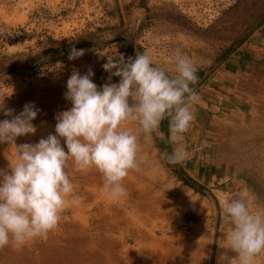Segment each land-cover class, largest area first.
<instances>
[{
  "label": "rangeland",
  "instance_id": "374dc122",
  "mask_svg": "<svg viewBox=\"0 0 264 264\" xmlns=\"http://www.w3.org/2000/svg\"><path fill=\"white\" fill-rule=\"evenodd\" d=\"M73 47L85 55L70 61ZM259 47L264 50V0H0V103L5 99L16 114L27 103L40 110L33 122L36 134L18 138V145L56 134V115L71 108L64 93L74 69L83 75L91 68L93 82L102 86L109 76L103 64L119 53L127 61L148 52L156 65L173 73L180 48L198 68L195 89L201 93L183 142L188 160L174 166L163 158L172 150L165 120L164 135L143 145L146 162L126 179V198L110 199L97 171L70 167L79 202L69 204L46 241L0 250V264H220L221 256L226 264L235 259L221 204L244 190L252 210L264 214V98L212 117L210 81H224L233 54L246 78L263 74ZM6 118L0 113V121ZM130 127L141 135L137 124ZM14 154V148L0 144V169ZM257 264H264V256Z\"/></svg>",
  "mask_w": 264,
  "mask_h": 264
},
{
  "label": "clouds",
  "instance_id": "9594fccd",
  "mask_svg": "<svg viewBox=\"0 0 264 264\" xmlns=\"http://www.w3.org/2000/svg\"><path fill=\"white\" fill-rule=\"evenodd\" d=\"M84 55V49L73 47L68 59ZM103 69L109 76L102 86L93 82L91 68L83 75L73 70L64 93L71 108L56 115V134L38 143L17 144L18 138L37 132L36 105L27 103L16 114L5 107V99L0 103V113L7 117L0 121V144L15 149L8 167L0 169V250L46 241L58 229L69 204L79 202L70 167L85 174L97 171L110 199L126 198L125 181L142 170L143 145L164 135L165 120L172 150L162 153L163 158L174 166L190 158L183 142L201 99L195 89L199 80L195 62L177 48L173 73L156 65L148 52H137L127 61L120 53L118 58L107 57ZM112 77L120 78L119 83ZM132 124L139 126L140 136ZM221 207L229 225L225 239L237 254L226 264H257L264 256V214L252 210L244 190L222 201ZM222 260L223 256L220 264Z\"/></svg>",
  "mask_w": 264,
  "mask_h": 264
},
{
  "label": "crops",
  "instance_id": "0c3cea01",
  "mask_svg": "<svg viewBox=\"0 0 264 264\" xmlns=\"http://www.w3.org/2000/svg\"><path fill=\"white\" fill-rule=\"evenodd\" d=\"M258 49L264 53L262 48L259 47ZM233 55L227 61L226 71L222 73L224 75V81H210L212 84V97H214L212 99V117L221 109L223 110V114L225 112L226 114L228 112L233 113L234 110H239L242 103L245 105L247 103L258 105L264 98V73H255L249 78H246L245 72L243 73L245 74L243 77L242 72H240L241 68L239 67L240 58L234 57ZM263 57V55H260V58ZM243 70L247 71V74L250 71L248 67ZM202 85L203 83L200 86L202 87ZM207 90L211 91L209 88ZM198 91L204 92L206 90L200 89L199 87ZM198 94L201 96V93ZM233 103L237 105L236 108L233 107Z\"/></svg>",
  "mask_w": 264,
  "mask_h": 264
},
{
  "label": "trees",
  "instance_id": "16d2710c",
  "mask_svg": "<svg viewBox=\"0 0 264 264\" xmlns=\"http://www.w3.org/2000/svg\"><path fill=\"white\" fill-rule=\"evenodd\" d=\"M247 60V59H246ZM197 75H198V77L200 78V73H197ZM185 182V181H184ZM185 184H187L188 185V183H185Z\"/></svg>",
  "mask_w": 264,
  "mask_h": 264
}]
</instances>
